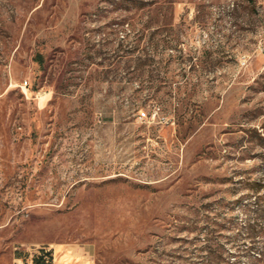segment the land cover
<instances>
[{
    "label": "rangeland",
    "instance_id": "rangeland-1",
    "mask_svg": "<svg viewBox=\"0 0 264 264\" xmlns=\"http://www.w3.org/2000/svg\"><path fill=\"white\" fill-rule=\"evenodd\" d=\"M50 245L261 264L264 0H0V264Z\"/></svg>",
    "mask_w": 264,
    "mask_h": 264
},
{
    "label": "crops",
    "instance_id": "crops-1",
    "mask_svg": "<svg viewBox=\"0 0 264 264\" xmlns=\"http://www.w3.org/2000/svg\"><path fill=\"white\" fill-rule=\"evenodd\" d=\"M45 249V251L41 252V251H35V253L31 252L30 255L28 257H22L19 256L17 257V263L18 264H48V255L46 254V252H48V250H51L52 245H50V247H43ZM60 253H59V262L56 261V254H57V250H54V258H53V263L52 264H90V260H83L80 261L81 259L87 257V250L82 247L81 245H77V246H73L71 247H64L63 249H60ZM68 253H73L72 256H74V259H69L64 260L62 259L65 255H67ZM86 261V262H84Z\"/></svg>",
    "mask_w": 264,
    "mask_h": 264
},
{
    "label": "trees",
    "instance_id": "trees-1",
    "mask_svg": "<svg viewBox=\"0 0 264 264\" xmlns=\"http://www.w3.org/2000/svg\"><path fill=\"white\" fill-rule=\"evenodd\" d=\"M260 217L263 215V213L259 212ZM248 234L250 236H253L255 232H257V230L255 229L254 225H249L248 227ZM261 264H264V251L262 253H260V256L256 258Z\"/></svg>",
    "mask_w": 264,
    "mask_h": 264
}]
</instances>
